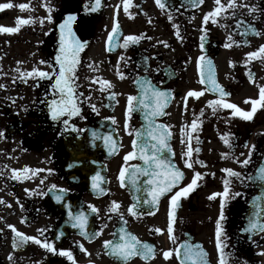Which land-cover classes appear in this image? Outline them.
Instances as JSON below:
<instances>
[{
  "label": "flooded vegetation",
  "instance_id": "flooded-vegetation-1",
  "mask_svg": "<svg viewBox=\"0 0 264 264\" xmlns=\"http://www.w3.org/2000/svg\"><path fill=\"white\" fill-rule=\"evenodd\" d=\"M162 2L164 9L155 0H131L125 13L123 0H99L98 5L96 0H0V4L12 5L0 9V26H16L17 17L33 19L21 24L17 32H0V84L6 85L0 88V264H181L185 243L203 250L207 264H219L222 254L225 264H264V230L249 227L251 222L264 223V190L261 194L256 187L258 181L264 186L258 172L264 166V107L258 105L253 119L244 120L231 115L232 109L215 106L214 111L208 103L223 98L250 110L251 100L259 99L264 57L249 59L245 54L264 44V0H235L238 6L226 8L215 22L209 19L204 31L203 16L216 7L214 0H197L195 6L193 0ZM221 2L227 5V0ZM46 3L52 6L51 13ZM20 4L30 7L21 9ZM49 14L53 22L41 24L39 20ZM68 15L75 17L70 27L84 45L78 53L74 89L80 113L54 120L49 110L51 101L58 98L52 88L54 76L22 78V74L33 67L58 68L54 57L59 50V24ZM114 22L117 32L110 40ZM130 34L139 39L122 47L123 38ZM201 56L206 59L198 68ZM42 59L48 64H39ZM207 61H211L213 78L229 96L207 91L210 85L201 83L208 77ZM100 79L112 87L101 85ZM145 83L168 93L169 103L156 120L171 132L174 160L184 173L178 187L186 186L194 172L202 173L198 186L171 208L173 239L168 232L171 193L152 211L133 209L137 213L133 215L129 212L132 200L121 184V168L138 163L132 157L124 159L132 152V144L123 139L140 122L134 108ZM189 90L203 94L185 100ZM129 96L135 98L131 104ZM147 101H151L150 94ZM111 103L112 108L116 106L109 114ZM117 107L121 144L117 154L108 158L101 137L106 134L108 116L116 126ZM189 147L191 157L183 156ZM185 159L192 168L185 165ZM245 159L247 164L239 163ZM25 167L29 171H23ZM226 168L240 175L231 176L223 171ZM97 173L99 188H94L92 178ZM17 175L21 178L14 179ZM225 179L230 195L222 207L220 196L209 197L223 192ZM113 202L115 211L111 210ZM81 211L87 217L83 231L73 227L76 221L69 216ZM218 219L222 228L219 251ZM9 224L27 236L51 242L55 251L33 241H19ZM121 228L152 245L154 255L128 260L112 255L103 242L119 243ZM14 240L19 247H13ZM62 249L71 251L73 259L62 256ZM166 250H171L167 259Z\"/></svg>",
  "mask_w": 264,
  "mask_h": 264
},
{
  "label": "snow or ice",
  "instance_id": "snow-or-ice-1",
  "mask_svg": "<svg viewBox=\"0 0 264 264\" xmlns=\"http://www.w3.org/2000/svg\"><path fill=\"white\" fill-rule=\"evenodd\" d=\"M156 4L161 8L164 9L166 7V4L162 2V0H155ZM200 3H203V0H199ZM197 3V0H193V6ZM96 4H99V0H96ZM214 4L216 7L212 8L209 12L205 13L202 20V31L203 24L207 23L209 19H212L213 22H215V18L219 16L221 13L225 12L226 8H234L238 5L235 3V0H227V5L222 4L221 0H214ZM131 5V0H123V6L125 13H128V9ZM47 8V11L51 13L53 11V8L50 4L44 5ZM12 7L10 3H3L0 4V9H7ZM21 9H25L30 7L26 4H20L18 5ZM246 7V5H245ZM94 10V9H93ZM169 20L172 19V16L169 15ZM75 19L73 15H68L63 22L59 24V50L57 54L55 55L54 59L56 61L57 67H53L51 71L48 70H42L39 67H33L31 70L25 72L22 74L23 76L27 77H38L40 79L47 78L49 76H54V84L52 85V88L54 90V95H56L58 98L53 99L49 105V110L51 113L52 118L59 119L60 117L64 115H78L80 113V108L78 106L77 102V96L74 91L76 88L75 83V77H76V66L79 63L78 61V53L83 48V44L81 41L76 39L75 34L72 32V29L70 27L71 22ZM47 20L48 22H53V16L51 14L47 15L46 17L39 20L41 24H43ZM33 19L32 17H29L27 19H23L20 17H17L16 19V26H0V32L4 33H14L19 31V26L21 24H29L32 23ZM174 28H178V26L173 25ZM117 32V24L114 22L112 26V31L109 32L108 36L109 39L113 37V35ZM176 35L179 36L180 33L177 30ZM139 37L137 35H127L123 38V44L122 47H128L129 43H135ZM150 39V37H149ZM203 39V36L201 37ZM157 43H163L162 41H157ZM231 45L226 44L225 47H230ZM203 47V45H201ZM111 50V46L109 48ZM247 58L249 59H256L259 57H264V44L260 45L257 50L250 51L245 54ZM122 59V57H121ZM206 58L201 56L198 58L197 65L198 68L200 66V61L205 60ZM248 61L246 60L245 63ZM22 63V62H17ZM209 65L208 70V77L207 79H201V83L209 84L210 87H208L207 91H213L219 94L220 97H227L230 95V93L226 92L222 86H220L214 77V72L211 67V61H207ZM231 64V61L229 62ZM39 64L47 65L48 61L46 60H40ZM19 72V69H17ZM117 75L123 78V73L117 72ZM248 75L251 77V73H248ZM94 80L97 78L93 77ZM101 85L107 86L108 88H111L112 85L109 81L100 79L98 81ZM6 85L0 84V88H4ZM142 93L139 98V103L143 105L145 109H150V111L147 112L145 115L146 120H150L152 117L158 116L161 111L163 110L165 104L167 103L168 93L160 91L159 89L152 88L150 83L141 84ZM103 90V89H102ZM149 94L151 97V102H146L149 98ZM203 92L201 91H193L189 90L187 93L185 100L187 97H199L202 95ZM110 95L114 96L115 93H110ZM135 98L132 96L128 97L129 104L132 103V101ZM246 103L248 100L245 101ZM209 105L214 106L213 110L215 111V106H219L225 109H232L231 115L241 117L244 120H252L254 113L257 111V106L264 107V85L259 87V99H252L251 100V109L250 110H244L240 107H238L235 103H230L227 100L223 98H219L216 100L208 101ZM93 110L95 111V106L93 105ZM127 115V112H126ZM65 124H68V120H64ZM127 126V121H126ZM149 131L147 132V135L151 138L152 141H155V143L151 144L152 148V154L148 155L146 152V144H140L137 145V142L133 140V146L134 149L138 148L139 152L141 153V159L144 160L145 164L148 166L145 169H139L138 166H133L137 168L138 171L143 172L146 175H149L151 178L148 181V184L151 185V187L147 188L146 191L148 192L149 196L151 197V200L144 201L145 203H152L153 206H155L160 197L171 193L169 197V203H170V209H169V224H168V232H169V238L173 239L172 231H173V223H172V210L171 208L177 204V202L180 200L181 197H187L190 192H192L197 186L198 181L202 177V173L199 171L194 172V175L191 178V181L184 187H178L181 180L184 177V173L176 167L174 164L169 162L166 158L158 156L157 153L162 148H167V136L168 133L161 132L159 130L166 129V125H155L153 127V123H149ZM191 127L195 129L197 127L196 121L193 120ZM3 133L0 132V136H2ZM104 139L106 142H112V138L110 134H106L104 136ZM229 141L226 139L225 143H228ZM113 143V147H114ZM196 151H199V149H196ZM133 152H128L124 159L128 160L129 158L133 157ZM183 156L191 157L192 155V149L189 147L188 151L182 154ZM227 155V154H225ZM249 162L248 159H245L243 161H239V163L247 164ZM185 165L188 168H192V163L189 162V160H184ZM195 163H204L203 161H195ZM19 170L13 169V172H17ZM25 172L29 171L27 167L23 170ZM225 173H228L231 176H239L240 173L234 171L233 169H223ZM260 179L264 180V166H262L260 169H258ZM125 175V169L122 167L120 170V177L123 178ZM133 176H135V172L133 173ZM14 179H20V176H14ZM27 178V177H24ZM93 187L99 188L98 181L100 180L99 173L96 174L93 178ZM134 182V181H133ZM224 190L222 193H212L209 197L210 199L215 196L221 197V206L223 207L224 204V198L228 197L230 195L229 193V180H224ZM178 189V190H175ZM100 191H104V189H100ZM43 195V193H40ZM236 195H239L237 193ZM57 200L61 199V197L58 195L56 197ZM0 202H3L0 200ZM112 211L116 210V202H113V207L111 209ZM92 211H96L95 207L92 206ZM129 212L133 215H136L137 213L134 212L133 208L129 207ZM69 216L76 221V223H73V227H79L82 231L85 228L87 217L83 211L78 212L76 214L69 213ZM223 216V213H221V218ZM121 219L123 217L121 216ZM9 229L12 230V232L16 235V237L19 239V241H33L39 245H41L43 248L55 251V248L53 244L47 240L41 241L36 236H27L26 234L19 232L14 225H7ZM250 229L260 228L261 230H264V223H257V222H251L250 223ZM248 230V229H245ZM2 231V230H0ZM39 231V230H38ZM157 232L161 231L160 229H156ZM222 233V228L220 224V219L217 220L216 223V235H217V249L218 251L221 249L222 245L220 243V236ZM100 233L97 232L96 235H99ZM57 239H59V236H57ZM104 246L106 248H110L111 254L118 256L122 258L123 260H128L132 256L135 255H141L143 258L147 259L149 256L154 255L153 246L150 244H147L141 240H139L135 235L132 233L126 231L124 228L120 229V242L119 243H113L111 240H105ZM20 244L14 240L13 241V247H19ZM81 249L85 252H87L86 249L83 248V245L80 246ZM198 247V246H197ZM179 250L177 249V252ZM60 254L62 256H66L69 260L73 259V254L71 251L68 250H60ZM261 254H264V251H262ZM164 257L167 259L171 255V250H166L163 252ZM205 253L203 250L196 251L194 250V246L189 245L185 243L184 250H183V257L184 261L191 260L193 261V264H207L205 260ZM184 261L181 262V264H184ZM89 264H92L91 261H89ZM219 264H225V259L223 257V254L221 255V258L219 260Z\"/></svg>",
  "mask_w": 264,
  "mask_h": 264
},
{
  "label": "water",
  "instance_id": "water-1",
  "mask_svg": "<svg viewBox=\"0 0 264 264\" xmlns=\"http://www.w3.org/2000/svg\"><path fill=\"white\" fill-rule=\"evenodd\" d=\"M146 114H147V111H145L144 113L141 114L140 118H141L142 123L134 130L133 140H135L137 142V145L146 144L147 145L146 152L148 155H151L152 154L151 144L155 143V141H152L151 138L147 135V132L149 131L148 126H149L150 122L153 123V127H155V125H160L161 123L155 122V120H154L155 117L150 118V120H146L145 119ZM159 131H161V132L166 131L168 133V136H167L168 147L160 149V151L157 153V155L166 158L169 162H171L172 164H174L176 166V163H175L174 158H173V153H172V150H171L170 145H169L170 140H171L170 132L167 129V127H166V129H162ZM107 134L111 135L112 142H106V144H110V151H111L110 154L114 155V153H116V151L118 149L120 141H119L116 130L112 126L111 120L108 121V123H107ZM133 140H132V144H133ZM113 143L115 145L114 147H113ZM133 148H134V146H133ZM133 153H134L133 157L135 159L139 160V164L133 165V166H138L139 169L147 168L148 166L145 164L144 160L141 159V153L139 152L138 148H135ZM133 166L129 167L126 170L125 175L122 178V184L129 191V194H130L131 199L133 201L134 208H136L137 210H141V211H147V210H150L152 208H155L158 203L155 206H153L152 203H145L144 202L146 200H148V201L151 200V197L149 196L148 192L146 191L147 188L151 187V185L148 184V181L151 177L149 175L144 174L141 171H138L137 168H135ZM134 172H135V176H133Z\"/></svg>",
  "mask_w": 264,
  "mask_h": 264
},
{
  "label": "rangeland",
  "instance_id": "rangeland-1",
  "mask_svg": "<svg viewBox=\"0 0 264 264\" xmlns=\"http://www.w3.org/2000/svg\"><path fill=\"white\" fill-rule=\"evenodd\" d=\"M118 108V107H117ZM116 111H117V109H116ZM116 114H117V116H116V114H115V119H116V124L118 125V111L117 112H115ZM127 131V130H126ZM129 139H130V136L128 137V135L126 136V132H125V135H124V142H125V144H127V142L129 141Z\"/></svg>",
  "mask_w": 264,
  "mask_h": 264
}]
</instances>
